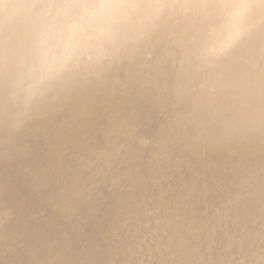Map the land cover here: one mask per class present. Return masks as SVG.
I'll list each match as a JSON object with an SVG mask.
<instances>
[{"label":"clouds","instance_id":"1","mask_svg":"<svg viewBox=\"0 0 264 264\" xmlns=\"http://www.w3.org/2000/svg\"><path fill=\"white\" fill-rule=\"evenodd\" d=\"M0 264H264V0H0Z\"/></svg>","mask_w":264,"mask_h":264}]
</instances>
